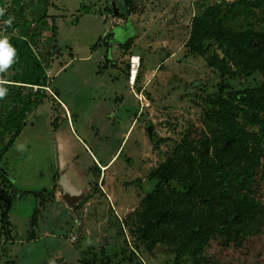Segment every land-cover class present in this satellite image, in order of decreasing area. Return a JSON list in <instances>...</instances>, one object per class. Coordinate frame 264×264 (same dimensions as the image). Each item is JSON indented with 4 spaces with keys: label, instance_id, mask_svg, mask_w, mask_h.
<instances>
[{
    "label": "rangeland",
    "instance_id": "obj_1",
    "mask_svg": "<svg viewBox=\"0 0 264 264\" xmlns=\"http://www.w3.org/2000/svg\"><path fill=\"white\" fill-rule=\"evenodd\" d=\"M119 1L120 15L110 0L18 3L32 25L44 16L30 43L40 85L21 89L40 101L0 157V264H264V157L251 149H264V0ZM208 8L209 30L231 38L191 47ZM26 65L0 71V112ZM219 102L246 146L226 141ZM165 162L188 189L148 201ZM237 209L234 238L190 241Z\"/></svg>",
    "mask_w": 264,
    "mask_h": 264
},
{
    "label": "trees",
    "instance_id": "obj_2",
    "mask_svg": "<svg viewBox=\"0 0 264 264\" xmlns=\"http://www.w3.org/2000/svg\"><path fill=\"white\" fill-rule=\"evenodd\" d=\"M18 3H20V0H0V27H5L6 32H13L16 30L13 34L15 37H12L10 42H8L12 48L15 49V53L12 57L10 54V59L12 61L10 64H18L19 62L23 61L27 63L26 67L24 68V70H26H23L24 72L17 75V77L19 76V78H17L18 80H14V82L20 83V85H18V90L10 91L8 94V101L11 102L10 108H2L0 112V157L9 148V146L12 144V141L19 133L27 111L40 101L38 92H33V95L29 97L28 95L25 96L22 94L21 89H23L27 84L40 85L39 77L41 70L38 63L40 61L31 52L30 43L34 44L37 36L39 35L37 32V24H44L42 20L44 16H39L36 22L37 24L35 23L34 26L32 25L31 20H27L23 16V6ZM211 12L212 8H208L196 22V26L192 28L188 40L190 46L195 45V48H197L203 38L209 37L211 35H215L216 37L222 38L224 40L231 38V34L225 31L213 33L209 30L210 25L208 22L210 21ZM236 37L242 41L244 40V42H250L251 44L254 42V39L249 37H244V39L240 38L239 36ZM11 85L16 86L15 84ZM4 87V83L0 82V89H4ZM244 94V90L231 92L233 98L243 96ZM218 105L222 115V130L226 141L230 142L234 139H237L246 146V139H248L249 133L241 132L234 126L230 117V113L224 103L219 102ZM262 109L264 110V105L262 106ZM147 130L150 133V129L148 127ZM251 149L255 154L264 157L263 148L253 146ZM169 172V167L165 162L160 167L149 173L146 183L148 182L150 186L148 189L145 188L147 190L146 197L148 201H152L156 195H159L163 184L171 186L172 189L178 194L183 192V190L188 189V187L184 185L183 182L176 176H170ZM240 218L241 210L237 209L235 213H229L223 222H218L210 227H197L192 231L190 241L194 243L196 247L200 248L204 244V241L216 231L223 232L234 238L236 233L235 227L238 226ZM158 221L160 222L159 219Z\"/></svg>",
    "mask_w": 264,
    "mask_h": 264
},
{
    "label": "clouds",
    "instance_id": "obj_3",
    "mask_svg": "<svg viewBox=\"0 0 264 264\" xmlns=\"http://www.w3.org/2000/svg\"><path fill=\"white\" fill-rule=\"evenodd\" d=\"M15 49L8 43L6 37H0V71L4 70L12 61L10 59L14 55ZM7 56V62H4V57ZM5 90L0 89V96L4 95Z\"/></svg>",
    "mask_w": 264,
    "mask_h": 264
},
{
    "label": "built area",
    "instance_id": "obj_4",
    "mask_svg": "<svg viewBox=\"0 0 264 264\" xmlns=\"http://www.w3.org/2000/svg\"><path fill=\"white\" fill-rule=\"evenodd\" d=\"M134 56L137 58L136 65H133V62H132V59ZM138 68H139V56L136 54H131L128 58V69H127L128 71L127 80L131 86L134 84Z\"/></svg>",
    "mask_w": 264,
    "mask_h": 264
},
{
    "label": "water",
    "instance_id": "obj_5",
    "mask_svg": "<svg viewBox=\"0 0 264 264\" xmlns=\"http://www.w3.org/2000/svg\"><path fill=\"white\" fill-rule=\"evenodd\" d=\"M111 8L113 11V14L119 15L124 13L123 5L120 3L119 0H110Z\"/></svg>",
    "mask_w": 264,
    "mask_h": 264
},
{
    "label": "crops",
    "instance_id": "obj_6",
    "mask_svg": "<svg viewBox=\"0 0 264 264\" xmlns=\"http://www.w3.org/2000/svg\"><path fill=\"white\" fill-rule=\"evenodd\" d=\"M128 58H129V56H128ZM130 89H131V90L133 89L132 86H130ZM118 151H119V147L117 148V152H118ZM117 152H116V153H117ZM116 153H115V154H116ZM110 159H111V158H110ZM94 160H95V159H94ZM109 162H110V160L108 161V163H109Z\"/></svg>",
    "mask_w": 264,
    "mask_h": 264
},
{
    "label": "snow or ice",
    "instance_id": "obj_7",
    "mask_svg": "<svg viewBox=\"0 0 264 264\" xmlns=\"http://www.w3.org/2000/svg\"><path fill=\"white\" fill-rule=\"evenodd\" d=\"M4 62H7V56L4 57Z\"/></svg>",
    "mask_w": 264,
    "mask_h": 264
}]
</instances>
